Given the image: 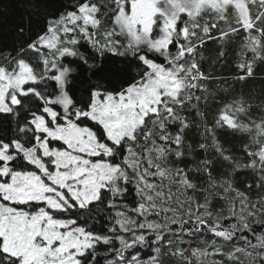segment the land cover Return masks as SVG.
<instances>
[{
    "label": "snow or ice",
    "instance_id": "obj_1",
    "mask_svg": "<svg viewBox=\"0 0 264 264\" xmlns=\"http://www.w3.org/2000/svg\"><path fill=\"white\" fill-rule=\"evenodd\" d=\"M25 5L10 25L0 12V264H264V113L239 97L209 122L222 78L203 71L208 43L221 63L243 32L234 80L254 78L264 0ZM190 129L203 157L168 166ZM221 129L251 137L247 163ZM243 169L259 173L255 201L234 187Z\"/></svg>",
    "mask_w": 264,
    "mask_h": 264
},
{
    "label": "trees",
    "instance_id": "obj_2",
    "mask_svg": "<svg viewBox=\"0 0 264 264\" xmlns=\"http://www.w3.org/2000/svg\"><path fill=\"white\" fill-rule=\"evenodd\" d=\"M26 5L25 0H3V3L0 4V12L4 14L6 23L10 25L14 21L20 20L23 16L26 18L27 13L25 11ZM256 9L253 8V12ZM212 14L207 13L199 18V23L204 24L205 20L212 19ZM187 19V17H185ZM231 19V14H230ZM234 22V21H233ZM220 28H226L227 25L224 23L219 24ZM216 32H213V35H216ZM246 34L241 32L237 37H233L231 43L228 46V57L227 60L221 63L216 62V56L219 52V47L217 42L216 44L208 43L205 46L204 62H203V71L205 73H212L215 77L219 79L214 83L208 85L210 95L208 96V121L211 122L213 115L216 109L224 103H230L234 98L244 97L251 98V103L254 106L253 116L259 117L264 113V62L257 60L255 64V76L252 79L247 81H235L234 76L236 75L235 63L236 56L241 53L242 45L245 40ZM6 37H0V40H6ZM174 51V49H172ZM247 58L252 59V53L249 51L246 53ZM201 110H205V105L203 100L201 101ZM187 114V113H182ZM195 113H191L189 119L195 117ZM196 132V129H190L186 133L185 138V156L186 159L174 162L175 157L173 156L169 161L168 166L170 167H191L197 162L200 158L203 157L204 153L199 151H193L189 153L188 145L192 144L193 149H196V145L200 142H203L199 137L193 136ZM217 135L226 149L230 150V153L233 154L241 164L247 163L245 153L242 151L245 144L251 142V137L244 132H233L230 129H221L217 132ZM254 150V149H253ZM221 171H230L228 169H222ZM259 173L253 172L251 169H243L240 171L239 175L234 177V187L238 188L240 191L245 192L250 196L252 201L257 200L258 194L256 190V183ZM167 183V181L165 182ZM252 184V189L248 191L247 186ZM173 193H176L178 190L176 188L172 189ZM261 194H264V189L260 190ZM231 195H235L232 193ZM221 207L227 208V205L223 201H218L214 204V208L219 210ZM227 215V212L224 213ZM106 215V213H105ZM264 219V217H261ZM257 231H260L257 228ZM203 238H201L202 240ZM210 239V237H209ZM196 246L195 244L193 245ZM146 258V256H145ZM216 259H220L216 257ZM212 257H208V261H211ZM208 261L205 264H208Z\"/></svg>",
    "mask_w": 264,
    "mask_h": 264
}]
</instances>
